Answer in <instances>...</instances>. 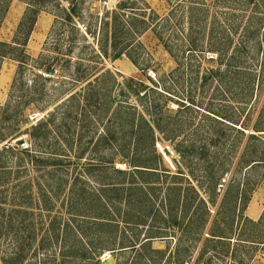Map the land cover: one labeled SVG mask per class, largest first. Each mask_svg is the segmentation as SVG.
Wrapping results in <instances>:
<instances>
[{"label": "rangeland", "instance_id": "1", "mask_svg": "<svg viewBox=\"0 0 264 264\" xmlns=\"http://www.w3.org/2000/svg\"><path fill=\"white\" fill-rule=\"evenodd\" d=\"M127 77L179 130L157 133L170 156L153 186L114 169L139 145ZM249 122L264 128V0H12L0 9V264H264V131L244 133ZM20 141L32 154L3 153Z\"/></svg>", "mask_w": 264, "mask_h": 264}, {"label": "trees", "instance_id": "2", "mask_svg": "<svg viewBox=\"0 0 264 264\" xmlns=\"http://www.w3.org/2000/svg\"><path fill=\"white\" fill-rule=\"evenodd\" d=\"M12 2V0H3V5L0 3V9H4V10H8L9 9V5ZM5 43L6 45L8 44L7 42H2ZM11 45V44H10ZM10 53V52H6ZM4 56V55H2ZM7 56V55H5ZM216 74L218 76L221 75V70L220 68H218L216 70ZM121 91L123 94L128 95L130 98H134V100L136 102H138V104H140L143 108L141 111V117L137 118L136 117H132L131 116V128L134 136V143H138L140 145V141H141V135L143 136H150V147L153 148V150L151 149H141L139 148V145L137 146V148H135V146L133 147L132 151L127 152L125 151L123 148L122 150L119 152V158H118V162L121 164H126L128 165L127 169H120V168H115L114 169L122 174H128L130 176L131 181L127 183L128 187L133 186L134 188L137 186L141 187V183H144L146 185H152L153 184H159V173L161 170V163L160 161H165V158L163 156V154L165 153L167 156H170V151L167 149V147H164V152H159V150L156 149V144L157 142H160L161 139L163 140H168L170 142L175 141L176 139H178L179 137V130H178V126H176L175 128H170L167 129L165 127H161V118H160V114H159V110H161V107L159 106V104L156 102H151L150 100H148V90H151L152 87L146 83L144 80H141L139 78H135V77H127L124 79V81H122L121 83ZM150 115L151 117L148 118V116L146 115ZM117 121L119 123L118 125V129H121V126L123 125L122 123L124 122H120V119H124L121 115L120 111H116L115 113ZM125 121V120H124ZM35 127H33L34 129ZM244 133L247 130H252L254 132H261L264 131V128H262L261 126H251L250 122L249 124L245 125L244 129H241ZM177 131V132H176ZM157 133H161L162 135H164V137H162L161 139L157 136ZM251 136L256 135L255 133L250 134ZM258 135H263L262 133L258 134ZM112 136L111 134V128H107V130L104 132V134L100 137V141L101 140H108L110 139V137ZM113 138H115V136H113ZM22 141L18 142L17 146H13V147H8V148H4L3 153L4 152H9V151H16L19 154H32L31 150L28 148L23 149L22 148ZM116 143H118V140L116 139ZM117 145L121 146V144H115V147L117 148ZM133 146V145H132ZM179 155L180 152H182V149H180V146H176L174 149ZM183 153V152H182ZM54 157V156H53ZM58 158V159H56ZM56 158H50V160L53 161V163L51 164L52 167L56 168H61L63 166L64 162L63 160H60V157H56ZM32 161V160H31ZM261 161H264L261 160ZM76 162V160H75ZM77 163V167L80 166L79 162ZM165 163V162H164ZM258 163H260V160H258ZM257 164V163H256ZM254 163V165H256ZM62 165V166H61ZM168 170V169H167ZM120 183H103V186L106 187H121ZM132 188V189H134ZM152 188V187H151ZM105 199V198H103ZM99 216H95L98 218H103L102 216H100V214H98ZM102 215V214H101ZM216 236H220V237H228L226 234H214ZM151 237H156V236H151ZM134 246V245H133ZM21 262H23V259L21 260ZM110 262L109 259H103L101 254L96 256L95 259V264H108Z\"/></svg>", "mask_w": 264, "mask_h": 264}]
</instances>
